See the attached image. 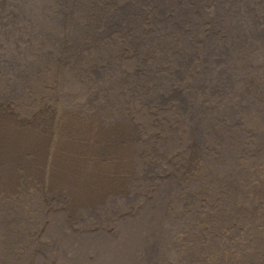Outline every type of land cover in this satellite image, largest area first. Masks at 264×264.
<instances>
[{
  "label": "bare ground",
  "instance_id": "6f19581e",
  "mask_svg": "<svg viewBox=\"0 0 264 264\" xmlns=\"http://www.w3.org/2000/svg\"><path fill=\"white\" fill-rule=\"evenodd\" d=\"M0 264H264V0H0Z\"/></svg>",
  "mask_w": 264,
  "mask_h": 264
},
{
  "label": "rangeland",
  "instance_id": "374dc122",
  "mask_svg": "<svg viewBox=\"0 0 264 264\" xmlns=\"http://www.w3.org/2000/svg\"><path fill=\"white\" fill-rule=\"evenodd\" d=\"M254 173L257 175V174H258L257 170H254ZM140 211H141V210H140ZM180 243H181V245H183V244L185 243V240L182 239V241H181ZM168 262H170V261H168Z\"/></svg>",
  "mask_w": 264,
  "mask_h": 264
}]
</instances>
